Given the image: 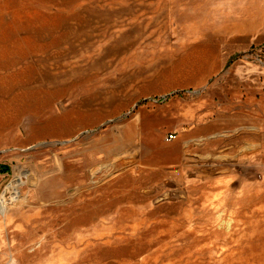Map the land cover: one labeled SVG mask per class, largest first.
<instances>
[{
    "label": "rangeland",
    "instance_id": "1",
    "mask_svg": "<svg viewBox=\"0 0 264 264\" xmlns=\"http://www.w3.org/2000/svg\"><path fill=\"white\" fill-rule=\"evenodd\" d=\"M90 1L30 0L29 11H16L32 28L46 21L52 28L50 7L69 14L79 4L77 33L74 24L60 23L67 38L47 41L46 62L32 42L29 74L20 76L30 78L29 100L12 99L13 81L0 79V195L15 183L21 200L0 212V264H263V244L249 248L246 241L247 219L230 217L232 209H262L261 195L232 201L230 185L217 183L213 171L200 175L197 142L189 149L166 142L190 106L209 111L238 100L220 96V77L200 95L165 91L137 100L146 75L111 72L121 43L86 55L92 36L113 21L110 11L86 6ZM250 5L264 7V0ZM182 8L204 16L166 30L183 35L174 46L183 49L204 34L207 43L222 44L232 52L223 81L247 82L248 100L264 106V17H247V0Z\"/></svg>",
    "mask_w": 264,
    "mask_h": 264
},
{
    "label": "crops",
    "instance_id": "2",
    "mask_svg": "<svg viewBox=\"0 0 264 264\" xmlns=\"http://www.w3.org/2000/svg\"><path fill=\"white\" fill-rule=\"evenodd\" d=\"M197 1L202 0L90 1L86 6L103 12L110 11L108 13L113 21L102 34L92 36L86 55L103 53L114 41L121 43L119 55L115 59L117 69L111 72L121 75L140 72L146 75L136 86L137 100L146 101L165 91L174 94L178 93L176 91H194L190 94L200 95V91L205 89L213 77H220L221 81L215 83V89L220 91V96L225 100L231 96L238 103L231 106L217 103L209 111H195L190 106L188 111H184V124L175 126L169 134L175 135L176 139L167 143L174 148L183 145L189 149L192 143L197 142L194 157L198 159L200 175L206 179L214 172L217 183L220 182L222 186L230 185L232 201L248 202L254 195H261L262 209H232L230 217L247 219L243 226L249 248L254 245L259 247L260 244L264 247L263 103L248 100L247 82L238 81L237 92L233 93L236 85L223 81L232 52L224 49L222 44L207 43L208 36L204 34L198 39L190 38V45L178 49L172 42L179 41L183 35L166 32L168 29L173 32L181 29L185 18L200 19L204 16L197 10L182 8L183 4L191 5ZM247 1V17L263 19L264 7L255 6L256 3L255 7L250 5L256 0ZM57 6L50 7V10H54L52 16L55 24L52 28L47 21L39 28H32L30 19L16 17V11L31 9L30 0H0V79L13 81V93L8 96L22 99V104L25 99L30 98V78L20 76L29 74L32 42L38 43L37 47L43 53L40 52L38 57L44 63L47 41L62 42L67 38V33L62 31L63 24L60 23L65 21L71 26L74 24L77 33L79 4L72 3L69 14L62 12L67 7ZM44 10H47L46 6ZM71 38L75 42L74 46L71 45V51L74 50L78 56V34H72ZM238 39L236 36L235 41ZM160 67H163L162 70ZM44 72L46 73V65ZM228 89L230 93L226 92ZM189 102L190 105L191 99ZM185 104L187 105V101ZM211 112L214 114L212 118L208 117ZM142 114L137 115L139 123L142 121ZM189 166L191 165H186L190 168ZM262 263L264 264V259Z\"/></svg>",
    "mask_w": 264,
    "mask_h": 264
},
{
    "label": "bare ground",
    "instance_id": "3",
    "mask_svg": "<svg viewBox=\"0 0 264 264\" xmlns=\"http://www.w3.org/2000/svg\"><path fill=\"white\" fill-rule=\"evenodd\" d=\"M21 200L18 192L16 191V184L10 183L6 190L0 195V212L1 214H5L9 207L12 205L14 207H18L20 205Z\"/></svg>",
    "mask_w": 264,
    "mask_h": 264
},
{
    "label": "built area",
    "instance_id": "4",
    "mask_svg": "<svg viewBox=\"0 0 264 264\" xmlns=\"http://www.w3.org/2000/svg\"><path fill=\"white\" fill-rule=\"evenodd\" d=\"M176 139L175 135H168L166 138V142H171L174 141Z\"/></svg>",
    "mask_w": 264,
    "mask_h": 264
},
{
    "label": "water",
    "instance_id": "5",
    "mask_svg": "<svg viewBox=\"0 0 264 264\" xmlns=\"http://www.w3.org/2000/svg\"><path fill=\"white\" fill-rule=\"evenodd\" d=\"M0 169H1V167H0Z\"/></svg>",
    "mask_w": 264,
    "mask_h": 264
}]
</instances>
